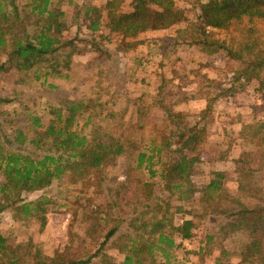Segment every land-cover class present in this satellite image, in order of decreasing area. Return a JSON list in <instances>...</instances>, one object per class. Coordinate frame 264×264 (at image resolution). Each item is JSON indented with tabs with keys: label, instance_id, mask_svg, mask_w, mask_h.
<instances>
[{
	"label": "trees",
	"instance_id": "trees-1",
	"mask_svg": "<svg viewBox=\"0 0 264 264\" xmlns=\"http://www.w3.org/2000/svg\"><path fill=\"white\" fill-rule=\"evenodd\" d=\"M124 1L77 5L68 0L67 6L75 5L82 11L90 32L102 28L117 32L124 51L140 44L135 41L140 32L170 30L183 24L175 29L177 39L200 46L207 57L224 56L236 63L231 69L233 80L243 84L256 81L260 84L256 91L263 92L264 44L253 23L257 18L264 19V0H195L199 13L191 20L175 7L173 0H130L131 9L127 11L119 9ZM22 6L25 7L19 6V0H0V72L16 73L11 97H0V192L31 195L49 190L55 183L73 186L78 195L69 201L83 198L88 205H80L75 211L77 217L79 214L84 217L81 219L84 235L70 233V236L79 238L90 254L72 257L70 243L64 250L46 257L41 248L31 247L32 244L7 245L0 233V264H155L157 256L164 258V264H172L170 250L179 247L178 240L194 237L196 222L190 215L193 212L198 215L200 211L186 210L185 204L192 201H197L204 213L209 209L216 212L224 202L234 205L224 210L228 221L223 229L237 233L239 240L243 238L245 242L240 252L222 249L215 264L231 253L239 261L227 264H264V201L251 205L232 197L223 187L222 172L200 187L194 184L193 170L199 162L196 148L203 140V129L196 124L181 127L182 113L167 111L162 123L155 122V129L146 130L149 126L142 125L141 119L130 122L134 115L129 116L128 106L120 112L110 109L104 115V105L109 101L65 100L42 113L37 105L33 109L25 105V99L17 97L24 87L31 91L45 87L51 91L57 89L52 80L73 78L72 55L80 51L79 45L63 36L67 27L61 19L66 12L60 9L59 0H25ZM81 41L87 51L85 45L89 41ZM90 43L92 52H99L96 58L109 55V50L95 39ZM66 47L70 51L64 56ZM94 85L100 88V80ZM211 85L199 87L198 92L208 99ZM218 96L208 99L204 113L211 111V103ZM262 101L264 104V96ZM14 102H20V112L4 109ZM129 122L132 126L128 129ZM117 127L125 130L119 136L114 134ZM263 127L264 123L259 121L245 125L242 135L250 131L249 136L256 138ZM169 128L173 135L170 132L168 136ZM139 136L147 141L138 140ZM171 136H176L175 143L179 145L175 149L171 148ZM123 155L130 157L125 181L115 178L117 184L107 186L105 175ZM245 155L239 161L243 175L238 184L240 190L252 195L247 177L253 159L252 154ZM133 174L139 176L136 181ZM155 178L176 196L178 205L174 212H170L169 203L153 200ZM97 200L105 203L93 205L92 201ZM20 201L14 209L26 217L45 221L52 199L41 193L35 199ZM175 213L182 216L180 223L174 222ZM125 222L128 229L121 230ZM213 240V235H206V244ZM108 245L117 250V256L102 253ZM200 249L203 251L204 247Z\"/></svg>",
	"mask_w": 264,
	"mask_h": 264
},
{
	"label": "rangeland",
	"instance_id": "rangeland-1",
	"mask_svg": "<svg viewBox=\"0 0 264 264\" xmlns=\"http://www.w3.org/2000/svg\"><path fill=\"white\" fill-rule=\"evenodd\" d=\"M24 1L19 0L20 7H25L22 6ZM67 1L59 0L60 9L66 12L61 19L67 27L63 30V36L67 40H73L80 47V51L72 55L75 63L71 71L73 78L52 80L57 89L51 91L45 87L39 91H31L24 87L19 90L17 97L21 96L20 99L26 100H24L25 105L33 109H36L37 105L42 113L65 100L77 101L84 98L101 102L109 101L104 105L102 112L104 115L110 109L120 112L128 106L129 116L134 115L130 122L137 123L141 119L142 125L146 123L149 126L146 130L155 129L154 123H162L165 115L170 111L180 112L183 114L182 119H179L181 127L185 124L189 126L196 124L203 129L201 132L203 140L196 148L199 162L193 170L194 184L200 187L213 179L216 173L222 172L225 174L223 187L232 197L246 204L262 203L264 201V127L262 133L256 138L249 136L250 131L242 135L245 125L258 121L264 123L262 101L264 89L262 93L256 91L260 84L256 81L244 84L235 82L231 69L236 63L228 61L224 56L207 57L201 52L200 46L177 39L179 35L175 29L183 24L170 30L140 32L135 37V41L140 44L131 50L124 51L120 43L121 36L117 32L108 28H102L96 33L90 32L83 19L82 11L80 12L75 5L67 6ZM173 1L175 7L183 10L190 20L199 13L195 0ZM103 2L104 0H74L77 5L88 3L101 5ZM129 3L130 0L124 1L119 5V9L130 10ZM253 25L262 36L264 44V19L257 18ZM174 37L176 38L173 39ZM81 39L89 41L85 45L87 51L82 48L85 42ZM93 39L100 43L101 47L108 49L109 55L104 56L103 59L96 58L99 52L91 50L90 40ZM69 51L70 47H66L63 55L65 56ZM261 77L264 79V69L261 71ZM15 80V71L0 72V97H11L16 85ZM96 80H100V88L94 85ZM209 83L212 87L209 89L211 95L208 97L219 96L211 103V111L204 113L209 105V98L201 95L198 89ZM262 105L263 107L259 108ZM20 106V102H14L5 105L4 109L11 113L20 112ZM145 111H147L146 115ZM129 116L127 115V118ZM130 122L127 125L128 129L132 126ZM110 129L112 127L107 128L109 131ZM124 131V128L119 127L114 134L119 136ZM170 132L173 135L172 128L168 129V136ZM146 134L149 136L147 131ZM137 138L140 141H147L140 136ZM175 139L176 136H171L169 140L172 143L171 148L174 149L179 146L175 143ZM167 153L169 156L170 152ZM247 153L252 154L250 156L253 159L252 171L247 177V182L252 187L249 193L252 195L240 190L238 184V180L243 175L239 161L245 158ZM129 162L130 157L125 155L118 159L115 167L110 168L105 175V184L112 186L117 184V180L125 181V175L128 174L126 165ZM132 176L134 181L139 178L137 174ZM153 182L155 183L153 194L155 199L153 200L163 204L169 203L170 212H174L178 205L176 196L171 194L158 178H155ZM41 193L52 199L47 205L45 221L40 217H26L21 211L14 209L22 203L20 200H32ZM77 195L78 192L73 186L67 187L58 183L49 190L31 195L27 193L10 195L0 192V233L6 239V244L11 247L32 244L31 247L41 248L44 256L52 257L56 251L64 250L71 243L72 257L90 254L84 249L85 246L79 238L70 236V233L84 235L83 224H81V219L84 217L80 214V217H77L78 212L75 211L80 205H88V202L83 198L78 201H69ZM102 203L104 204L105 201H92L93 205ZM229 206L234 205L224 202L218 206L216 212H210L212 209H209L208 213H204L197 201L185 204L186 210L200 212L197 213L198 215L194 212L190 215L196 222L194 237L191 240H178L179 247L170 250L173 255L172 264H215V258L220 255L222 249L241 251V245L245 240L243 238L239 240L240 236L237 233H229L228 228L223 229L228 221L224 218V210ZM173 216L174 222H181L180 214L175 213ZM72 223L74 225L71 227ZM127 227L125 222L121 230L128 229ZM209 234L214 236V240L208 245L206 235ZM201 247H204L203 251ZM102 253L117 256V250L109 245ZM231 255L224 257L220 264L239 261L236 254L231 253ZM118 258L121 259L120 255ZM97 262L98 260H95V263ZM164 263V258L157 256L155 264Z\"/></svg>",
	"mask_w": 264,
	"mask_h": 264
}]
</instances>
